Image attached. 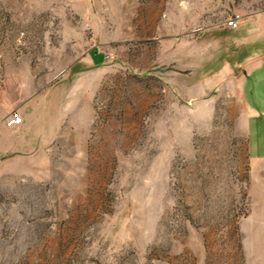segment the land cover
Segmentation results:
<instances>
[{"label":"rangeland","instance_id":"obj_1","mask_svg":"<svg viewBox=\"0 0 264 264\" xmlns=\"http://www.w3.org/2000/svg\"><path fill=\"white\" fill-rule=\"evenodd\" d=\"M259 46L264 0H0V128L38 93L60 125L49 159L1 139L0 264H264V163L213 78Z\"/></svg>","mask_w":264,"mask_h":264},{"label":"crops","instance_id":"obj_2","mask_svg":"<svg viewBox=\"0 0 264 264\" xmlns=\"http://www.w3.org/2000/svg\"><path fill=\"white\" fill-rule=\"evenodd\" d=\"M220 76L231 78L233 85L240 90L245 104L250 161L253 165L264 163V46H259L254 53L244 55L234 66L225 65L213 78ZM20 103L18 111L24 118V123L11 131L7 130L5 123L7 128L2 125V149L12 151L17 158H52L57 133L55 128L60 126L54 123L53 98L45 93H38L22 98Z\"/></svg>","mask_w":264,"mask_h":264},{"label":"built area","instance_id":"obj_3","mask_svg":"<svg viewBox=\"0 0 264 264\" xmlns=\"http://www.w3.org/2000/svg\"><path fill=\"white\" fill-rule=\"evenodd\" d=\"M227 24L230 29H238L241 25L240 16L233 17L232 19L229 20ZM23 123H24V118L20 113H16V112H12L8 120H6V126L9 128L19 127L23 125Z\"/></svg>","mask_w":264,"mask_h":264},{"label":"trees","instance_id":"obj_4","mask_svg":"<svg viewBox=\"0 0 264 264\" xmlns=\"http://www.w3.org/2000/svg\"><path fill=\"white\" fill-rule=\"evenodd\" d=\"M92 53H93L95 56L100 57V60H103V59H104V56H102L101 54H99L96 50H94Z\"/></svg>","mask_w":264,"mask_h":264}]
</instances>
